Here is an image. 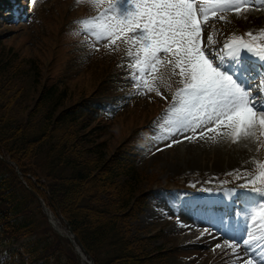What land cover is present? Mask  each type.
<instances>
[{"label": "rangeland", "instance_id": "1", "mask_svg": "<svg viewBox=\"0 0 264 264\" xmlns=\"http://www.w3.org/2000/svg\"><path fill=\"white\" fill-rule=\"evenodd\" d=\"M45 1L44 3L36 4L33 8L28 6L26 12L24 10L25 15L28 16L22 23H18L16 26L13 25V29H7L6 25H2L0 28V36L3 37L0 44V54H7L11 59L14 58L16 53L18 54L15 60H11L14 62L12 66L10 65V71L5 72L4 75L7 78L10 74L21 73L18 79L14 80L16 86L9 89L12 93L11 98L18 99V102L19 99L22 101L19 106L23 112H28L29 108L33 106L34 101L42 93L44 85L46 89L51 86L56 87L58 95L67 92V99L63 108L73 106L78 97L80 98L82 95H98L102 91L98 86V82L104 78L103 76L107 70L108 61L106 59H115L117 57V53L113 51L111 53L107 50L108 54L105 57L108 58H102L101 46L107 40L96 42L94 37L85 31L80 24L71 25L69 28L70 24L65 22L70 17H94L98 12L104 10L109 0H105L104 4L100 5L99 8L92 6L87 0H81L79 3L76 0L73 5L69 4V0H54L52 3L49 0ZM219 15L210 17L204 32L205 39L208 35L214 37L212 48H221L224 44L223 40H228L233 35L243 36L249 31L253 34H259L261 30H264V5H261L259 0H251V3L240 14L232 11L223 13L225 20H220L218 18ZM62 25H66V27L63 33L59 35V42L56 44L55 37ZM116 43H118V40ZM117 48H119L118 52L122 51L123 55L128 57L126 53L128 45L126 43L120 40ZM162 55L164 54L161 53V57ZM93 56H95V61H91ZM4 59L8 60V58ZM126 59L129 61L130 58H122L118 61L121 66L127 63L123 61ZM249 59L254 60L255 58L250 57ZM30 60H32V66ZM36 65L41 72L39 75L40 82L38 83V79L35 78L38 75H33L28 71L30 67ZM18 68L20 71H18ZM127 69L130 70V66ZM168 71H170V68ZM175 78L179 82V77L175 76ZM0 79L4 80L1 76ZM125 79L127 80V77ZM126 83L131 86V81L127 80ZM112 85L114 89L118 87L117 84L112 83ZM19 89L22 90V93H18ZM108 90H113L111 85H109ZM129 92L130 90L125 88V95ZM160 92L161 89L159 88ZM156 93V91L152 92V95L145 101L139 99L134 104H128L123 111L118 112V115L104 125L96 122L92 123L87 117L79 118L81 124L88 125L87 131L92 130L95 132L94 136L100 135L99 139L105 142L106 150L110 156L119 155L118 151H124L126 147L131 149L133 145L152 143L148 154L145 155L141 163H138L136 172L139 174L138 177L143 176L145 179L142 188L156 186L154 189L159 190L148 201L147 207L144 205L140 206V204L131 206L128 214L129 234L134 240L149 246L150 249L148 250L150 252L153 253L155 250L156 255H161L165 249L163 256L155 264H242L243 260L252 259L251 256L254 254L250 251L251 248L245 252L242 240L248 239L249 233H252L253 230H247L242 239L236 242L234 252L229 243L237 239L233 237H231L232 239L226 238L224 236L227 234L226 232L223 235V239L229 242L225 244L221 236L215 231L218 230L216 225L211 226L213 231L208 226L199 224V221L207 219L209 212L205 206L208 203L217 201L218 205L223 202L227 205L231 199L229 190H232L234 195L239 192L242 185L249 179L254 178V174L258 170V163L264 161V137L258 138L262 142L261 146L255 143V140H252V148L249 149L245 157L240 152H237L242 147L241 140L236 143L237 145H233L229 139L222 136L213 139L212 137L215 136V133L209 134L204 138L197 136L192 140H186L184 136H191L192 133L185 132L182 134L177 133L175 137L162 141L156 140L155 137L168 117L163 119L159 129H156L157 132H154L153 135L135 132L139 129L141 130L151 119V114L157 111L159 103L152 101ZM22 94L25 95V98ZM40 116L38 114L35 118ZM173 140L180 142L173 143ZM234 149L235 151H233ZM217 159L220 160L222 167H215ZM0 162L4 166L5 164L8 166L13 165V162L8 158L4 159L1 152ZM44 168L45 170H43ZM3 169H0V172H4ZM54 170L52 171L54 172ZM37 171L40 175L38 177L44 182L45 187L53 184L54 186L55 184L58 185L54 181L55 179L51 180L49 178L47 167L44 164L38 165L35 169V172ZM5 173L10 175L6 170ZM121 179L119 185H122L126 180V178ZM30 180L46 193L43 186L35 178L31 176ZM207 183L212 184V186L207 185ZM90 185L93 186V183ZM119 185L115 184V187L106 189L105 193L101 192L100 197L101 201H103L99 205L100 208L102 205L109 206L118 202L117 196L119 193L117 189ZM260 186L262 185L258 182L257 187ZM248 189L250 187H245V190ZM137 195L136 199L140 203L143 193ZM256 198L260 199L259 196ZM41 200L42 203L47 204L43 198ZM197 202L199 203L195 204ZM190 206L193 207L190 209ZM92 207L95 208L96 206L92 205ZM207 207L214 210L217 205ZM252 207L256 208L258 205ZM225 210L219 211L213 217L222 215ZM53 215L56 219L54 221L59 223V229L62 231L61 234H63L61 237L63 240L61 246L63 248L61 249L60 246L56 245V240L43 234V230L38 231L39 236L36 247L38 250L41 249V253L47 252L49 264H72L70 262L65 263L66 259L64 256L67 253L65 250L67 248L66 242L70 244V247L76 253V246L73 243L71 244L68 241L69 239H65L66 234L63 233L65 228L68 229V225L66 222L63 223L58 214L55 215L53 213ZM80 215L87 218L90 229L96 228L100 222H105L108 219L104 214L91 215L87 212H81ZM119 215L127 216L125 212ZM248 217L241 216L236 227L227 229L239 233L244 222L251 225L259 220V217L255 219L249 217L248 221H246L245 218ZM63 225L65 228H63ZM252 225L248 228H252ZM260 225L261 221L256 224L258 231L256 230L254 236L260 235ZM160 231H163L161 235H159ZM230 236L234 235L231 234ZM234 237L237 238L236 236ZM22 246L23 243L21 246L16 244L14 247L17 250H21L20 247L22 248ZM254 247L260 248L259 244ZM173 248L174 252L172 251L171 253L170 249L173 250ZM105 249L98 252L102 262L107 261L111 257L112 250L109 248ZM258 251L262 253L264 248L254 249L255 255H257V260L254 262L255 264H264V256L257 254ZM152 256L154 257L153 254ZM27 257L28 255H24L22 261L26 260ZM19 262L21 260L16 255L12 263L18 264ZM41 263H43V260Z\"/></svg>", "mask_w": 264, "mask_h": 264}, {"label": "trees", "instance_id": "2", "mask_svg": "<svg viewBox=\"0 0 264 264\" xmlns=\"http://www.w3.org/2000/svg\"><path fill=\"white\" fill-rule=\"evenodd\" d=\"M2 38L0 36V44ZM105 55L104 59L108 58ZM17 56L16 53L11 59L7 54H0V76L4 78L0 79V152L4 159L8 158L13 162L12 166H4L0 162V169L5 168L4 172H0V248L6 250V259H0V264H15L12 261L16 255L21 260L18 264H40L42 260L41 264H49L47 252L41 253V249L36 247L39 230H43V234L56 240V245L63 248L62 238L56 234L52 235L48 229L38 197L43 198L47 206L63 218L78 245L95 264H155L163 256L165 249L161 255H156L155 250L150 252L149 246L134 240L128 230L131 206H143L146 199L144 193L151 188H142L145 179L143 176L138 177L136 172V164L146 146L133 145L131 149L126 147V150L118 151L119 155L110 156L105 142L99 139L100 135L94 136L95 132L87 131L88 125L81 124L79 119L87 117L92 123L104 125L118 115L116 110L120 108V102L123 100L124 94H120V91L124 92L122 87L125 88L126 70L117 67V58L106 59L107 70L104 78L98 82L99 88L102 89L98 95H82L73 106L63 108L67 92L58 95L56 87L46 89L44 85L33 106L28 112H23L19 106L22 101L11 98L9 89L16 86L14 80L18 79L21 73L10 74L7 78L4 75L10 71V65L14 62L11 60H15ZM95 60L93 56L91 61ZM30 63L32 66V60ZM28 71L38 75L35 78L38 79L37 83L40 82L41 72L37 65L30 67ZM112 83L118 87L114 89ZM109 85L113 90H108ZM19 92L22 93V90L19 89ZM22 96L25 98L24 94ZM38 114L41 116L35 118ZM140 131L142 130L137 132ZM41 163L47 167L49 178L55 179L58 185L45 187L38 177L39 170L35 172ZM16 168L30 190L22 184ZM5 170L10 175H7ZM31 176L48 194L27 178ZM121 178L126 180L119 185ZM92 183L93 186L90 185ZM115 184L119 185L118 202L109 206L102 205L100 208L99 205L103 201L101 192L105 193L106 189L115 187ZM139 193H143L140 203L136 199ZM92 205L96 207L93 208ZM81 212L91 215L104 214L108 219L90 229L87 218L80 215ZM124 212L126 217L119 215ZM162 233L160 231L159 235ZM22 243L21 250L15 249L16 244L21 246ZM66 244L65 263L79 264V258L72 247L69 243ZM105 248L112 250L111 257L102 262L98 252ZM170 251L174 252V248ZM24 255L28 257L22 261Z\"/></svg>", "mask_w": 264, "mask_h": 264}, {"label": "snow or ice", "instance_id": "3", "mask_svg": "<svg viewBox=\"0 0 264 264\" xmlns=\"http://www.w3.org/2000/svg\"><path fill=\"white\" fill-rule=\"evenodd\" d=\"M87 2L99 8L105 0ZM250 3L251 0H109L103 11L77 23L96 42L107 40L111 45L121 40L128 45L130 76L137 91L159 94L162 83H168L172 76L179 77L180 87L173 93V103L166 110L168 119L156 140L191 132L184 139L215 133L213 139L222 136L236 143L264 137V30L233 35L219 49L211 47L214 37L208 35L205 39L204 32L210 17L220 14L218 18L225 20L223 13L240 14ZM259 3L264 5V0ZM244 53L255 59L246 58ZM169 68L165 77L161 69ZM258 182L262 186L257 187ZM242 187H251L259 201L249 193L233 195L229 190L231 199L217 223L223 231L236 227L241 216L259 217L260 235L249 233L243 240L247 252L257 244L264 248V161L258 163L254 178ZM229 246L235 252L234 240ZM242 264L255 262L249 258Z\"/></svg>", "mask_w": 264, "mask_h": 264}, {"label": "bare ground", "instance_id": "4", "mask_svg": "<svg viewBox=\"0 0 264 264\" xmlns=\"http://www.w3.org/2000/svg\"><path fill=\"white\" fill-rule=\"evenodd\" d=\"M246 54V53H245ZM241 141H242V147L240 148V150L239 151H237V152H240L241 154H242V156H245L246 157V155L248 154V152H249V149H251L252 148V144H253V141L252 140H244V139H241ZM233 145H237L236 143H233V142H231ZM216 145V144H215ZM231 145V144H230ZM232 147V146H231ZM233 147H235V146H233ZM221 150V149H220ZM237 150V149H236ZM233 151H235V149L233 150ZM235 153V152H234ZM235 156H237V155H235ZM234 156V157H235ZM224 160H228V159H224ZM215 167H217V168H219V167H222L221 166V164H220V160L219 159H217L216 160V163H215ZM193 206H190V209L192 208ZM218 216H220V215H218ZM218 216H214L213 218H214V220L216 221V226H217V229L218 230H215L216 232H217V234L218 235H220L221 236V239L222 240H224L223 238V235L225 234V233H223L222 231H221V229L218 227V226H220L218 223H217V218H218ZM202 224V225H204V226H208V227H210L211 228V230H213L212 229V227L211 226H213V225H211V223H210V220L209 219H201L200 221H199V224ZM258 224L260 223V220L257 222ZM257 223H252L251 225H252V228H248V227H250L251 225H247V222H245V224H244V226H243V232H242V234L241 235H234L232 232H230V231H227V234H225L224 236L226 237V238H228V239H232L231 237H233L234 239H238V238H241L243 235H244V230L245 231H247V230H253L252 231V234L254 235L255 233H256V230H257V226H256V224ZM247 226V227H246ZM214 231V230H213ZM258 231V230H257ZM230 233V234H229ZM231 234H233L234 236H236L237 238H235L234 236H230ZM233 241V240H232ZM234 241H236V240H234ZM228 242L229 241H227V240H224L223 241V243H225V244H228ZM242 242H243V240H242ZM230 244V243H229ZM242 246L244 247V245L242 244ZM245 249V248H244ZM253 258H254V255L252 256ZM255 259V258H254Z\"/></svg>", "mask_w": 264, "mask_h": 264}]
</instances>
